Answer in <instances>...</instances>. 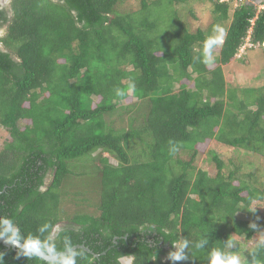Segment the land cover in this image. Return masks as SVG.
Here are the masks:
<instances>
[{
  "label": "trees",
  "instance_id": "16d2710c",
  "mask_svg": "<svg viewBox=\"0 0 264 264\" xmlns=\"http://www.w3.org/2000/svg\"><path fill=\"white\" fill-rule=\"evenodd\" d=\"M133 1L138 8L122 10ZM203 2L212 23L190 31L178 12L198 20L192 10ZM9 11L0 7V216L22 236L61 225L57 247L70 237L78 264H118L120 255L208 264L228 239L237 248L225 251L264 264V234L244 247L264 232L260 221L251 227L264 187L214 152L212 172L196 166L207 141L264 163V64L262 84L242 98L222 69L245 44L264 60V0H10ZM171 11L178 28L169 32ZM217 27L223 41L208 65L203 43ZM201 238L205 249L186 250L187 260L167 258L171 240ZM0 252L4 264H41Z\"/></svg>",
  "mask_w": 264,
  "mask_h": 264
},
{
  "label": "clouds",
  "instance_id": "9594fccd",
  "mask_svg": "<svg viewBox=\"0 0 264 264\" xmlns=\"http://www.w3.org/2000/svg\"><path fill=\"white\" fill-rule=\"evenodd\" d=\"M216 31L220 34L209 36L203 43V62L208 65L213 63V49L223 41V30L217 27ZM248 41L247 39L246 42ZM247 46L251 47V45L245 44L240 51L242 49L245 50ZM134 88V84H129L128 92H132ZM117 95L125 96L126 93L117 89ZM176 150V148H173V151ZM251 227L255 228L256 226L252 225ZM62 231V227L58 224L44 223L37 229L38 235L29 234L22 236L20 228L13 219L7 216H0V240L17 249V258L23 256L28 260H39L41 264H78L81 252L74 246L70 237H63L62 249L57 247L56 241L60 238ZM171 244L175 251L169 252L167 258L173 262H180L188 259L186 250L189 251L191 247L205 249L208 240L201 238L193 244L188 239H174L171 240ZM223 245V248H213L208 253V264H258L254 256L249 259L236 251H225L224 249L237 248V245L232 240L228 239ZM260 246L264 247V242ZM131 258L130 256L120 255L118 264H122V262ZM152 259H155V255ZM0 264H4V253L2 252H0Z\"/></svg>",
  "mask_w": 264,
  "mask_h": 264
},
{
  "label": "rangeland",
  "instance_id": "374dc122",
  "mask_svg": "<svg viewBox=\"0 0 264 264\" xmlns=\"http://www.w3.org/2000/svg\"><path fill=\"white\" fill-rule=\"evenodd\" d=\"M256 4H259L256 2ZM0 5L3 6L9 11V0H0ZM199 8L196 10H192L196 17H199L198 20L194 18V16H186V14H181L182 10L178 12V17L182 20V23L188 24V28L190 31H195L197 28L201 30H206L207 27L212 23V16L210 15L209 9L210 5L208 3H200ZM121 8V7H120ZM138 8V4L136 2H128L123 5L122 10L129 11ZM10 14V11H9ZM177 15V14H176ZM170 17V30L174 31L178 28V20L173 16L172 11L168 14ZM184 18H183V17ZM177 17V16H176ZM169 20V19H168ZM169 23V22H168ZM191 25V26H190ZM166 25H163L165 27ZM4 30L0 29V36L4 34ZM166 45H170V40H164ZM250 46H247L249 48ZM264 47V45H263ZM247 48L242 49L238 55L241 56V60H237L233 63H230L227 66H223V75L224 80L227 85V88L238 89L236 95L238 98H242L241 89H251L258 88L262 83L259 80H256L262 71V67L264 64L263 55L258 49L246 50ZM215 54V53H214ZM182 84H185L188 88H192V83L188 81H182ZM178 85L176 86L177 90ZM132 100L127 99L126 103H131ZM26 124V123H25ZM7 137L5 131L0 129V147L4 139ZM199 149V157L196 160V166L202 168L204 170H209L212 172L213 163L210 161L209 153L214 152L217 154L219 159L223 161L224 164H228L229 162L237 163L240 167V173L246 175H252L253 180L257 183V186L264 187V163L263 159L255 154H251L239 149H232L228 147H224L222 145L216 144L215 142H205L202 145L198 146ZM251 209L255 211V218L251 222V224L256 225L257 221H260L264 225V200L261 202H256L251 206ZM239 217L250 220L247 217ZM61 226V225H60ZM260 232L254 237V239L246 244L245 249H249L250 246L260 241L264 232L263 228L260 227ZM239 245L243 242L241 239L235 240ZM124 264H128L124 261Z\"/></svg>",
  "mask_w": 264,
  "mask_h": 264
},
{
  "label": "water",
  "instance_id": "95a60500",
  "mask_svg": "<svg viewBox=\"0 0 264 264\" xmlns=\"http://www.w3.org/2000/svg\"><path fill=\"white\" fill-rule=\"evenodd\" d=\"M10 1V0H9ZM0 244H2L4 247H7V248H12L14 250H17L16 248H14L12 245L10 244H5L2 240H0ZM86 251H88L87 249H85ZM131 261H132V258L130 260H128V264H131ZM127 262V261H126ZM123 264V262H122Z\"/></svg>",
  "mask_w": 264,
  "mask_h": 264
},
{
  "label": "flooded vegetation",
  "instance_id": "af4514ba",
  "mask_svg": "<svg viewBox=\"0 0 264 264\" xmlns=\"http://www.w3.org/2000/svg\"><path fill=\"white\" fill-rule=\"evenodd\" d=\"M9 2H10V1H9ZM0 7H1V8H5L4 5H3V6L0 5Z\"/></svg>",
  "mask_w": 264,
  "mask_h": 264
},
{
  "label": "bare ground",
  "instance_id": "6f19581e",
  "mask_svg": "<svg viewBox=\"0 0 264 264\" xmlns=\"http://www.w3.org/2000/svg\"><path fill=\"white\" fill-rule=\"evenodd\" d=\"M124 264V263H123Z\"/></svg>",
  "mask_w": 264,
  "mask_h": 264
}]
</instances>
